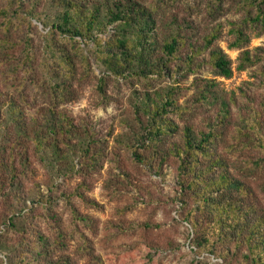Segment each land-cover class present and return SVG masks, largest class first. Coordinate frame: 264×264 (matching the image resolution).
I'll return each mask as SVG.
<instances>
[{
  "label": "rangeland",
  "instance_id": "rangeland-1",
  "mask_svg": "<svg viewBox=\"0 0 264 264\" xmlns=\"http://www.w3.org/2000/svg\"><path fill=\"white\" fill-rule=\"evenodd\" d=\"M40 1L38 10L50 13V0ZM142 1L147 6L154 4V0ZM258 2L177 0L161 6L157 15L161 22L156 29L158 41L162 44L172 35L173 23L182 22V30L200 50L191 69L187 67L189 49L180 51L172 63V67L182 68V75L177 76H115L98 61V46L77 38L88 56L89 64L85 68L74 56L72 47L77 43L74 39L55 35L50 45V28L34 21L35 66L44 62L54 64L63 46L71 50L77 69L71 82V95L65 101L55 102L76 123L88 127L94 140L89 155L75 156L73 167L69 163L67 171L57 172L50 157H33L35 173L23 179V190L14 191L9 198L0 196V264H15L16 256L22 252L32 257L27 251L33 247L37 235L49 242L55 260L69 258L73 264H98V261L101 264H199L201 261L223 264L213 256L198 254L192 245L193 229L182 217L181 187L174 161L157 171L136 161L130 148L145 134L147 117L140 106L147 96L165 98L168 90L174 92L179 105L192 108L191 113L170 111L168 116L180 126L192 123L196 128H206L207 122L217 117L219 105L208 107L201 102L200 107L196 85L204 87L206 80L213 81V92L225 99L231 109L230 124L218 144V152L227 159L230 172L254 189L264 210V164L250 169L245 163L246 157L254 156L257 150L239 152L229 147L235 142L236 126L244 125V119L253 117L255 111L261 113L264 131V58L245 70L238 69L244 50H250L254 56L257 48H264V23L255 24L251 20L258 13ZM246 20L248 24L244 23ZM187 21L192 22L194 30L187 28ZM163 24L165 30L161 28ZM238 26L244 28L247 38L240 47L234 45L237 34L233 29ZM214 31L218 32L217 39L206 49L204 37ZM214 46L232 59V77L217 75L211 68L208 60ZM1 54L0 58L6 56L4 52ZM42 69L35 75L41 81ZM15 78V83L1 84L3 95L17 100L28 115L54 102L43 93L41 85L33 86L23 73ZM23 78L25 88L20 85ZM22 93L28 102L22 100ZM60 231L63 241L55 243Z\"/></svg>",
  "mask_w": 264,
  "mask_h": 264
},
{
  "label": "trees",
  "instance_id": "trees-1",
  "mask_svg": "<svg viewBox=\"0 0 264 264\" xmlns=\"http://www.w3.org/2000/svg\"><path fill=\"white\" fill-rule=\"evenodd\" d=\"M4 1L0 0V56L2 52L6 55L0 58V196L7 198L14 191L20 193L23 179L35 173L33 157H50L57 172L67 171L69 163L73 167L75 156L89 155L94 140L88 127L76 123L55 102L65 101L71 95V82L77 71L71 50L61 47L56 65L44 62L42 66H35L34 21L50 28V45L55 35L74 39L78 43L72 47L74 56L85 68L89 64L88 56L76 39L98 46L97 59L106 71L125 78L132 74L140 77L182 75L181 67H172L180 51L189 49V69L200 51L193 38L182 30V22L173 23L172 35L162 44L158 41L160 8L177 0H154L149 6L142 0H50V13L38 10L40 0ZM258 3V13L251 19L255 24L264 23V0ZM208 12L211 14L213 10ZM191 23L187 21L185 25L194 30ZM244 23L248 24V20ZM112 26L114 28L110 29ZM161 28L166 29L164 24ZM233 31L237 34L234 45L240 47L247 41L244 28L238 26ZM217 36L218 32L214 31L204 37V47L213 45ZM255 51L254 56L250 50L242 52L238 69L245 70L264 58V48ZM208 62L215 74L233 76V61L220 47L210 50ZM38 69L44 71L42 81L35 76ZM22 73L33 86L41 85L43 93L54 101L39 108L34 115H28L17 100L3 95L1 84L15 83V76ZM20 85L25 88V79ZM196 87L200 91L197 98L200 107L201 102L208 107L219 105L217 117L207 122L204 129L192 123L180 126L168 113H191V107L179 105L171 90L165 98L147 96L140 106L147 117L145 134L130 148L131 153L136 161L157 171L170 160L174 161L181 187L182 217L193 229L192 245L198 254H208L223 264H264V210L259 206L254 189L230 172L227 159L218 152V144L230 124V105L213 92V81L206 80L204 87ZM22 100L28 102L23 93ZM260 116L261 113L255 111L253 117L244 119V125L236 126L235 142L229 146L239 152L257 150L254 156L246 157L245 163L250 169L264 164ZM62 241L60 231L54 242ZM32 246L27 251L32 257L22 252L16 256L15 264H28V259H31L29 264H73L69 258L55 260L50 254L49 242L42 235L34 238ZM98 264L101 263L98 261ZM199 264L209 263L201 261Z\"/></svg>",
  "mask_w": 264,
  "mask_h": 264
}]
</instances>
